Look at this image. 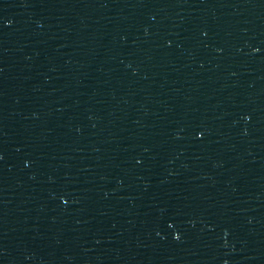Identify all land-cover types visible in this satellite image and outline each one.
I'll return each mask as SVG.
<instances>
[{
    "label": "snow or ice",
    "instance_id": "1",
    "mask_svg": "<svg viewBox=\"0 0 264 264\" xmlns=\"http://www.w3.org/2000/svg\"><path fill=\"white\" fill-rule=\"evenodd\" d=\"M198 134H199V135H202V133H201V132H198Z\"/></svg>",
    "mask_w": 264,
    "mask_h": 264
}]
</instances>
